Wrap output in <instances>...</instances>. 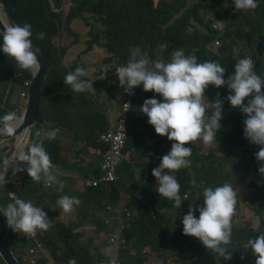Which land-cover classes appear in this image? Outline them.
Instances as JSON below:
<instances>
[{
  "label": "clouds",
  "instance_id": "clouds-1",
  "mask_svg": "<svg viewBox=\"0 0 264 264\" xmlns=\"http://www.w3.org/2000/svg\"><path fill=\"white\" fill-rule=\"evenodd\" d=\"M45 1L46 18L41 17L40 22L50 30L49 33L55 31L54 18L59 16L64 20L68 11L67 24L72 10L78 6L77 0H73V4L61 0ZM149 1L154 8L171 7L170 15L165 22L157 23V27L165 32L180 23L176 37L159 42L151 53L148 47L152 42L139 37L135 21L124 32H119L105 20L104 12H91L85 6L76 17L87 23L84 15L88 14L102 29L95 39L88 41L84 54L101 55L106 49L116 60L112 75H109L112 78L105 80L99 74L101 71L105 75V65L99 58L88 56L64 65L66 70L61 82L53 78L57 74L51 72L52 67L55 68L54 61L51 64L38 49V41L44 38L45 32H40L30 22L13 19L0 1V52L13 58L20 69L28 71L27 77L14 83L19 84L20 89H15L10 100L1 103L5 108L9 101L17 104L0 115V136L17 132L16 136L6 139L9 144L2 146L6 149L0 157V185L7 183L8 187L6 196L0 194V234L19 264H127V259L135 260L134 256L138 255L137 252L123 259L107 257L93 247L97 254V261L93 263L89 245L81 243L78 236H75V243L69 244L72 232L63 246L72 250L67 257L58 259L57 254L61 251L44 250V240H51L56 227L48 218L52 213L45 212L33 195L23 192L26 186L19 179L26 175L33 182L56 187L57 192L72 183L78 188L84 186L91 199L107 205L103 214L113 211L116 219L127 225L136 223L140 215L136 205L154 201L153 221L169 234L196 245L203 256L214 258L218 255L222 258L220 264H264V231L259 227L256 232L239 230L237 190L234 188L237 183L232 178L209 185L198 183L197 174L209 168V164L191 157L201 148L216 146L220 156L212 153L209 157L221 158L220 134L228 116L235 114L240 120L242 137L255 154L258 172L264 177V36L252 35L250 42L240 40L235 34L239 22L234 20L235 17L252 19L258 13H264V0H200L195 1V5L193 0ZM217 12L229 18H219ZM250 12L255 13L243 14ZM197 28L204 31L202 37ZM243 30L247 33L250 28L245 26ZM232 41L240 44L242 54L250 51L254 57L237 58L232 68L220 53ZM127 48L130 49L128 55L119 59ZM212 49L218 50L217 55L210 56ZM71 50H76V46ZM157 51H161V56H157ZM39 56L46 61L42 99L45 96L43 81L50 76L55 87L62 85L73 97L83 98L78 104L72 103L70 109L61 114L60 120L49 124L34 123L24 145L19 148L18 130L22 123L19 115L24 114L29 102L28 87L33 71L41 66ZM15 92L19 94L16 99ZM61 95L62 91L50 93L54 100ZM37 126L41 130L36 136L41 134L43 137L30 144V133ZM72 127L76 129L75 136L70 134ZM64 133H69V139H65ZM137 134L141 137H136ZM82 144L95 148L91 176L77 170L63 155V151L70 153L73 147ZM48 146H54L55 152L52 153ZM145 148L151 161L146 174L142 168L147 158L144 161L139 152ZM133 151L140 153L141 160L131 164ZM18 163L22 167H16ZM191 168L193 172L189 174ZM198 192H201V198H196ZM128 193H132L131 199ZM19 194L24 195V199ZM116 197L117 200L112 202ZM6 198L11 202L7 204ZM160 201L171 208L159 206ZM54 203L64 213H70L81 201L76 196L62 195L55 198ZM252 208L258 215L263 212ZM164 209L181 211L174 227L165 223ZM3 219L18 238L36 245L24 254L16 252L7 239ZM262 224L264 226V221ZM130 229L123 233L128 239ZM79 230L74 232L81 233ZM155 232L150 229L154 246L150 247L149 255L144 253V247L142 256L152 264H166L165 255L171 253L192 264L173 250L160 249L157 239L153 238ZM237 232H240L239 239H232ZM243 235L251 237L244 240ZM82 250L91 256V260L76 258L77 252ZM155 253L161 255L163 261L156 262ZM0 264L10 263L0 256Z\"/></svg>",
  "mask_w": 264,
  "mask_h": 264
},
{
  "label": "trees",
  "instance_id": "trees-1",
  "mask_svg": "<svg viewBox=\"0 0 264 264\" xmlns=\"http://www.w3.org/2000/svg\"><path fill=\"white\" fill-rule=\"evenodd\" d=\"M5 8V10L10 14V16L17 21H26L30 22V24L36 28L40 32H45L44 34H49L50 30L47 29L41 22L40 18H46V1L45 0H0ZM78 6L74 8L71 14L68 17V22L76 17L77 14L80 13L82 9L87 7V9L91 12H104L106 14L107 22L113 24L119 32H124L127 27H131L133 25V21L136 23V31L139 37L142 40H150L152 42L151 46L148 47V50L151 53H154L153 49L155 46L159 44V42L169 41L172 38L178 35L180 31L181 24L177 23L173 28L166 29L165 32H162L161 29L157 27V23L165 22L166 18L170 15L171 7L168 8H154L153 3L149 0H77ZM219 18L227 19L229 17L222 15L221 13H216ZM235 21L239 22L238 31L235 32L236 36L240 40L251 41L252 35L255 36H264V13H258L252 19H248L246 17H235ZM248 26L250 28L249 32H244L243 27ZM37 32V33H40ZM163 33V34H162ZM41 44L40 55L50 61L53 64V61L56 60L55 57L52 56L50 51V40L49 38L39 39L38 46ZM237 43L232 41V44L223 48L220 53L223 55L225 61L230 63V66L234 68V65L237 61V58H241L245 55H251L254 57L250 51L246 53H239L237 55H231L230 51H232L233 47H235ZM219 63V61H216ZM52 74L56 73L54 67L51 69ZM49 80L51 81L47 89H44L45 96L42 99V103L38 113V122L43 124H49L51 122H55L60 120L61 114L70 109L72 103L78 104L79 100H75V97L68 93V100L62 94L58 97V99L54 100V102L48 101V97H50L51 92H61L64 87H55L53 83L52 76H50ZM57 88V89H56ZM5 107H0V115L5 112ZM8 112V111H7ZM80 118V117H79ZM38 130H41L39 126ZM36 127H34L29 136L30 144L37 141L40 137H43L40 134V137L36 136L38 132ZM136 137H141V135L137 134ZM46 144V140H44V145ZM48 144V143H47ZM52 153L55 152L54 146H48ZM3 149H6L4 147ZM0 149V157L2 155V151ZM220 150L223 152L221 158L216 159L214 157H209L211 160V164L209 168L204 169V171L196 176V181L198 183H206L209 185L211 182L220 183L221 181L230 178V176H236L239 174V170L235 167H229L230 174L225 170L227 166L226 159L236 157L238 161L241 160V155L244 151H252L251 146L247 144V142L243 139L241 133V125L239 117L235 114H231L228 116L223 131L220 134ZM197 162H199L197 160ZM219 163V164H218ZM254 163V161H253ZM255 164V163H254ZM16 167H22L20 163L16 164ZM26 172V171H25ZM53 172L55 170L53 169ZM260 192H264V189L260 188ZM130 199L132 198V193H128ZM117 197L112 200L116 201ZM136 207L140 210V215L137 217L136 226H133L129 233V239L133 237V235L140 236V240L135 242V245L138 248V255L134 256V259H127V264H143L147 259L142 256L141 251L146 246H154V242L152 237L149 235L150 229H155L153 238H156L158 241V245L160 249L163 250H173L179 256L191 261L192 264H216L215 259L213 257H205L202 255L200 250L196 245L189 243L188 241L182 239L178 236H173L169 234L160 224H157L153 221L152 211H146L143 202H140ZM142 207V209L140 208ZM256 211H264V205L256 208ZM105 210V209H104ZM106 216H113L116 218L113 211H108L105 214ZM50 221H52V217L48 216ZM55 223L56 230L53 233L51 240H44V250L58 252L61 251V254H57V258L61 259L67 257L71 253V249L67 247H63L67 242L68 237L70 235L69 228L59 221H53ZM3 226L6 231V236L13 249L20 254H24L27 249L36 245V243L29 241L27 239H20L10 228H8L6 221L3 219ZM240 233V232H239ZM250 235H243V239H249ZM16 244V247H14ZM62 248V249H60ZM79 253L76 258L78 260H91V256L86 253L85 250L77 252ZM42 257V256H41ZM215 257H219L216 255ZM222 260V258H221Z\"/></svg>",
  "mask_w": 264,
  "mask_h": 264
},
{
  "label": "rangeland",
  "instance_id": "rangeland-1",
  "mask_svg": "<svg viewBox=\"0 0 264 264\" xmlns=\"http://www.w3.org/2000/svg\"><path fill=\"white\" fill-rule=\"evenodd\" d=\"M64 2L70 1L73 4V0H61ZM195 1L193 0L195 5ZM203 0H201L202 2ZM255 12L243 13V14H254ZM64 20L61 17L54 18V29L53 33L44 34V38H49L50 40V51L52 56L56 58L54 61L55 70L57 74L53 77L56 81L61 82V78L65 72L64 65H70L71 63H75L82 58H86L88 56H94L95 58H99L104 64V72L100 71L99 74L103 75L104 79H111L112 77V69L113 64L116 63L115 58L106 51H103L101 55L95 54H87L85 55L84 49L87 47V43L89 40L95 39L98 36L99 30L102 29V26L90 18L88 14H85L84 17L87 19V23L84 22L82 18L74 17L69 23L66 24V16ZM7 26V25H6ZM197 32L200 37L204 35V31L200 28H197ZM37 33V32H36ZM43 38V39H44ZM33 41V40H32ZM35 43V42H33ZM223 45V43H222ZM221 45V46H222ZM33 46H35L33 44ZM76 46V50H71L72 47ZM220 46V47H221ZM240 44H237L233 47L232 51H230L231 55H237L240 53L239 49ZM41 47L39 44L38 49ZM130 49L127 48L123 50L119 56V59L125 58ZM210 56L217 55L218 50L212 49L209 50ZM157 56H161V51L156 52ZM209 60L212 59L209 57ZM264 72V71H263ZM50 80L46 77L43 81V89H47L50 84ZM62 94L68 100V91L66 88L63 89ZM19 94L15 92L14 98H18ZM73 97V96H70ZM82 96H76L75 100L82 99ZM48 101L54 102V98H49ZM17 103H11L9 101L7 103L6 110H10L12 106H15ZM3 104L0 103L2 107ZM38 122V119L35 123ZM38 130L39 128L36 127ZM8 145L9 140L4 142L3 145ZM6 151L4 150V153ZM143 157L144 161L147 158L148 150L147 148L139 151ZM140 153L133 151L131 164L141 160L139 157ZM216 156H220L218 149L216 146H210L207 148H201L198 150V153H192L191 157L196 158L198 160L207 162L209 165L211 164V160L209 156L211 154ZM255 159V154L253 151H244L241 155V160L238 161L236 157L228 158L227 166L225 170L228 171L229 167H235L239 170V174L236 176H230L237 185L234 187L237 190V204L236 207L239 210V218L238 223L241 225L239 227L240 232L249 231L253 229L256 232L257 227L260 230L264 231V226L262 221H264V211L261 215H258L254 212L252 207H261L264 205V192H260V188L264 189V177H262L257 169V166L253 163ZM2 160H0L1 162ZM151 161L146 159L143 163V172L146 174V169L150 165ZM193 168L189 171V174H192ZM230 174V171H228ZM13 175V174H11ZM19 182L26 186L23 190L24 193H28L33 195L36 202L43 207V210L49 213H52V221L61 220L60 223L64 224L69 228L71 233V238L69 240V244L75 243V236L80 238V242L86 245H89V250L93 257V263L97 261V254L95 253L93 247L103 255L107 257L113 258H125L128 254L133 255L138 252V248L135 245L136 241H139L140 236L133 235L132 238L128 239L123 236V233L127 230L136 226L138 223H134L131 225H127L123 222H120L113 216H106L104 213V209L107 208V205L102 203H98L91 199L86 191L84 186L76 187L73 183L70 185H65L62 192H57L55 190L56 187H46L41 185L40 183L33 182L29 175H26L19 179ZM7 184V183H6ZM6 184L0 185V194L6 196L8 187L6 188ZM149 187V182L146 183ZM4 188V190H3ZM62 195L68 196H76L80 199L81 204L73 208L70 213H64L63 210L59 207L58 204L54 203L55 198H60ZM20 198L24 199V195H20ZM196 198H201V192H198ZM7 199V204L11 202V199ZM191 199V196H190ZM1 202V200H0ZM159 206L171 208L166 203L159 202ZM3 207V206H2ZM162 213L165 215V223L169 227H174L177 220L181 217V211L176 209H164ZM83 229V230H79ZM56 230V228H55ZM54 230V232H55ZM81 233H76L74 231H78ZM53 232V233H54ZM51 234V237L53 235ZM240 237V233H236L232 235V239L238 240ZM83 238V240H81ZM16 247V244H14ZM151 246L145 247L144 253L149 255ZM156 254V253H155ZM41 256H39L40 258ZM165 263L166 264H187L185 261L178 259L174 254L168 253L165 255ZM215 262L217 264L221 263V258L214 257ZM155 261H163L161 255H155ZM143 264H152L148 260H146Z\"/></svg>",
  "mask_w": 264,
  "mask_h": 264
},
{
  "label": "crops",
  "instance_id": "crops-1",
  "mask_svg": "<svg viewBox=\"0 0 264 264\" xmlns=\"http://www.w3.org/2000/svg\"><path fill=\"white\" fill-rule=\"evenodd\" d=\"M0 43H2V41H0ZM27 76L28 71L20 69L13 58L0 52V103H4V100H10L14 90L17 88L20 89L19 84L14 83L20 82L22 78ZM1 115H3V113ZM70 134L75 136L76 129L72 127L70 129ZM64 135L66 134L64 133ZM68 135H66V140L69 139ZM63 153L67 162L76 166L77 170L86 172L87 176H91L93 174V171L90 168L91 160L96 157L95 148L93 146H85L82 144L73 147V150L70 153L66 151H63ZM144 204L147 206L146 211H148L152 209L155 202H144Z\"/></svg>",
  "mask_w": 264,
  "mask_h": 264
},
{
  "label": "water",
  "instance_id": "water-1",
  "mask_svg": "<svg viewBox=\"0 0 264 264\" xmlns=\"http://www.w3.org/2000/svg\"><path fill=\"white\" fill-rule=\"evenodd\" d=\"M7 18L10 19L8 16ZM1 25H2V21L0 18V28H2ZM39 60H40L41 66L39 70L33 71L31 82L28 87L29 102L24 108V114L19 115L20 120L22 121V123H20V127L18 130L20 132V139L18 140L19 148H22V146L24 145L25 140L29 134V131L37 119L39 108H40V103L42 100V79H43V74H44L45 67H46V61L41 56H39ZM16 134L17 132H15L12 135L0 136V145L4 141H6V139H10L16 136ZM0 173L2 172L0 171ZM10 250H11V247L4 242L0 234V256L1 258L9 262L10 264H19L13 257Z\"/></svg>",
  "mask_w": 264,
  "mask_h": 264
},
{
  "label": "built area",
  "instance_id": "built-area-1",
  "mask_svg": "<svg viewBox=\"0 0 264 264\" xmlns=\"http://www.w3.org/2000/svg\"><path fill=\"white\" fill-rule=\"evenodd\" d=\"M27 84V83H26ZM0 149L2 150V147H0ZM3 152V151H2ZM37 257H35V259H36Z\"/></svg>",
  "mask_w": 264,
  "mask_h": 264
},
{
  "label": "bare ground",
  "instance_id": "bare-ground-1",
  "mask_svg": "<svg viewBox=\"0 0 264 264\" xmlns=\"http://www.w3.org/2000/svg\"><path fill=\"white\" fill-rule=\"evenodd\" d=\"M20 118V117H19Z\"/></svg>",
  "mask_w": 264,
  "mask_h": 264
}]
</instances>
